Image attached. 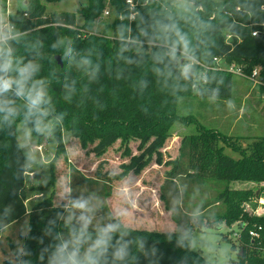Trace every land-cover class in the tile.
Returning a JSON list of instances; mask_svg holds the SVG:
<instances>
[{
    "label": "trees",
    "instance_id": "trees-1",
    "mask_svg": "<svg viewBox=\"0 0 264 264\" xmlns=\"http://www.w3.org/2000/svg\"><path fill=\"white\" fill-rule=\"evenodd\" d=\"M126 1L87 0L79 9L85 36L77 27L76 13H48L41 0H25L8 16L13 36L0 41V80L8 84L0 90V231L25 217L28 223L20 242H10L11 255L1 264H213L191 249L190 237L195 229L213 228L217 220L239 226L235 264H264V212L253 215L245 209L246 203L264 196V136L244 144L241 140L247 137L207 129L197 138H183L180 158L186 167L178 165L170 177H187L199 186L213 181L218 192L213 202L203 206L201 211H208L197 222L187 217L183 223L179 207L167 204L178 225L172 234L123 228L105 209L96 220L101 226L88 228L87 215L97 217L99 208L94 214L83 210L80 217L86 225H73L67 222L66 207L55 205L52 194L28 209L19 122L27 123L33 132L35 124H55L57 151L62 154V128L84 147L98 141L97 155L118 139L140 140L141 154L121 173L97 172L90 179L71 167L77 202L83 199L82 183L87 184L84 193L89 197L90 190L102 183L107 196L113 180L130 170L140 172L153 156L162 162L159 149L176 118L178 102L192 101L194 79L203 72L207 82L195 90L200 96H232L234 74L211 70L214 58L246 74L258 68L264 82V0H181L178 4L133 0L134 9ZM108 7L112 22L102 34L91 33ZM0 10L7 12V0H0ZM257 87L264 92L263 85ZM36 98L39 102L34 105ZM225 148L240 157L228 156ZM178 162H172L174 168ZM222 181H249L258 188L222 189ZM93 201L87 203L96 205ZM106 217L110 222H103ZM252 231L259 238H252Z\"/></svg>",
    "mask_w": 264,
    "mask_h": 264
},
{
    "label": "rangeland",
    "instance_id": "rangeland-1",
    "mask_svg": "<svg viewBox=\"0 0 264 264\" xmlns=\"http://www.w3.org/2000/svg\"><path fill=\"white\" fill-rule=\"evenodd\" d=\"M46 5L48 13L51 12H74L77 14V27L85 36L86 33L80 29L83 18L80 8L87 0H41ZM174 4L181 0H167ZM224 1V0H214ZM25 0H7V12L0 10V18L6 14L14 13L24 4ZM109 16L105 14L95 21L91 30L93 34H102L108 24L112 22L110 7L106 8ZM10 12V13H8ZM90 32V31H89ZM110 37V31L107 32ZM61 62L63 60L61 55ZM57 61V60H56ZM192 61L190 62V64ZM189 64V65H190ZM64 65V64H63ZM187 70L189 69L188 66ZM192 90L193 99H180L177 105L176 118L171 121L170 130L165 138L163 146L159 149L162 162H156L155 156L140 172L133 170L127 172L125 177L113 180L110 185L109 195H105L103 184L92 188L89 197L84 192L87 184L80 186L83 199L77 202V192L71 183V167L77 168L79 174L84 178H95V173L118 174L124 171V166L130 164L133 157L141 154L139 149L140 140L131 139L128 142L118 139L101 155L94 151L98 141L89 143L86 147L81 144L78 137L71 131L61 129V138L65 147V153L57 151L55 140L56 125L51 123L35 124L33 132L25 122L18 123L17 138L21 144L26 157V188L27 206L30 209L38 201L52 194L55 205H64L68 210L67 222L73 225L81 224L80 217L83 210L94 214L99 208V215L88 217V228L101 226L96 222L97 218L104 213L120 222L123 228L148 233L172 234L178 229L174 219L173 211L167 209L179 207L181 219L191 218L197 222L200 216L208 210L201 211L204 205L213 202L218 192V186L213 181L204 185H198L187 177H176L172 179L169 174L182 165L180 148L183 138L192 135L197 138L202 130L214 129L228 136L247 137L244 144L252 141V137L264 136V92L254 86L249 80L234 75L232 96L228 99H216L202 97L199 91ZM191 113V117L186 115ZM196 140V139H195ZM198 143H200L197 140ZM225 154L238 159L239 152L230 148L224 149ZM179 161L174 168L172 162ZM186 167V165H182ZM176 184V185H174ZM224 187L231 189L253 188L258 186L249 181L219 182ZM94 200L96 205L87 203ZM72 200V203H71ZM262 205L259 212H264V196L260 198ZM213 206H218L214 204ZM69 208V209H68ZM106 211L102 212L101 210ZM106 217L103 222H110ZM27 218L0 231V264L2 260L11 255L10 242L18 244L27 229ZM213 228L193 230L190 237V247L193 251L200 253L204 259L213 264H235L240 252L237 233L239 226L235 223L227 225L224 221L217 220ZM186 227V223L185 226ZM237 244L235 249L233 243Z\"/></svg>",
    "mask_w": 264,
    "mask_h": 264
},
{
    "label": "built area",
    "instance_id": "built-area-1",
    "mask_svg": "<svg viewBox=\"0 0 264 264\" xmlns=\"http://www.w3.org/2000/svg\"><path fill=\"white\" fill-rule=\"evenodd\" d=\"M126 2L131 7V9H134L135 2L133 0H127ZM105 14L108 15L109 12L106 11ZM8 16L9 14H6L4 18L2 17L0 18V30H2V38H0L1 42H5L6 40L10 39L13 36L12 34L13 26L9 23ZM133 17H134V14L132 13L130 16V19H132ZM253 36H257V33L256 32L253 33ZM211 68H212L211 70L228 71L239 77L246 78L254 86H261V85L264 86V82L260 76V72L258 68H255L254 70H252L250 74H246L243 72L242 68L227 64V62L221 58H214L213 66ZM206 69H209V68H206ZM206 82H207L206 72H203L198 78L194 79L192 88L194 90H198ZM260 198L258 200H254L251 203H246L245 209L251 212L253 215H261L262 212H259V206L262 205L263 202L259 201ZM256 203L257 205L253 207V204H256ZM250 236L252 238H259V234L255 231L250 232Z\"/></svg>",
    "mask_w": 264,
    "mask_h": 264
},
{
    "label": "clouds",
    "instance_id": "clouds-1",
    "mask_svg": "<svg viewBox=\"0 0 264 264\" xmlns=\"http://www.w3.org/2000/svg\"><path fill=\"white\" fill-rule=\"evenodd\" d=\"M0 38H2V30H0ZM185 71H187V67L185 68ZM8 87V84L2 80H0V90H5ZM39 102L38 98L33 100V104H37Z\"/></svg>",
    "mask_w": 264,
    "mask_h": 264
},
{
    "label": "water",
    "instance_id": "water-1",
    "mask_svg": "<svg viewBox=\"0 0 264 264\" xmlns=\"http://www.w3.org/2000/svg\"><path fill=\"white\" fill-rule=\"evenodd\" d=\"M56 60H57V62H58V64L60 65V66H63V64H62V62H61V59H60V56H56ZM258 194V193H257ZM241 255H242V253H241Z\"/></svg>",
    "mask_w": 264,
    "mask_h": 264
}]
</instances>
